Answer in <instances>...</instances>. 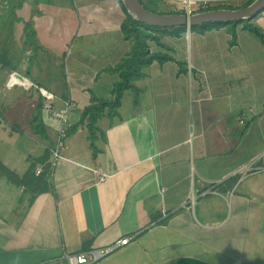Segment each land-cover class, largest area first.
<instances>
[{
  "label": "crops",
  "instance_id": "0c3cea01",
  "mask_svg": "<svg viewBox=\"0 0 264 264\" xmlns=\"http://www.w3.org/2000/svg\"><path fill=\"white\" fill-rule=\"evenodd\" d=\"M32 1L18 0L10 21L19 48L7 53L0 41V264H68L67 253L107 247L126 236L127 244L95 264H264V170H246L251 163L264 167L259 38L238 26L236 42L229 44L226 26L213 27L211 39L226 42L224 67L209 55V66L185 63L186 72L177 62L159 63L151 101L140 99L127 114L118 109L112 119L98 120L94 156L79 120L92 94L113 98V67L130 49L120 30L122 4L77 0L67 8L48 0L34 7ZM255 20L264 32V12ZM26 21L33 22L37 48L24 43ZM63 59L66 76L56 74ZM153 63L137 86L151 79ZM238 64L250 83L235 80ZM214 67L225 79L208 80ZM11 71L49 88L58 106L66 99L76 104L71 118L78 125L48 172L54 191L32 203L21 180L53 147L57 123L37 111L42 98L36 88L6 87ZM99 173L109 176L98 181Z\"/></svg>",
  "mask_w": 264,
  "mask_h": 264
},
{
  "label": "trees",
  "instance_id": "16d2710c",
  "mask_svg": "<svg viewBox=\"0 0 264 264\" xmlns=\"http://www.w3.org/2000/svg\"><path fill=\"white\" fill-rule=\"evenodd\" d=\"M253 0H247L241 6H233L230 4H218V5H209L206 7L199 8L192 12L212 9V8H238L244 7L250 4ZM122 8L125 12V17L121 21L120 30L123 35V38L126 40H131L132 44L125 56H123L120 61L113 67V70H116L118 73V79L113 82L111 86V92L113 98L106 99L100 98L95 94H92L91 103L88 104L81 112L80 123H85L88 129V138L90 141V146L93 150V155L96 156L98 152V148L95 144L98 120L106 115L111 119L114 116L118 115V109L121 106L122 98L124 93L128 90L134 91V104L138 103V96L140 87L136 85V80L145 76L144 69L152 64L154 61H158L160 64H163L167 61H176L179 66V72H186V68L183 66V62L180 60H176L173 54L169 53L170 48L165 46L161 42L162 36L164 33L173 35V36H181L186 33V26H175V27H160L150 25L139 20L134 19L127 11L125 6L122 3ZM141 2L150 10L154 12L160 13H185V10H168V11H160L158 8L159 2L158 0H141ZM254 18L234 20V21H218L212 23H205L202 25H193L191 26V32L196 29L198 32L204 33L213 27H222L226 26L227 31L231 34L230 43L234 44L237 39V27L242 26L243 29H246L256 35L259 40L264 45V32L260 26H258L255 22ZM241 24V25H240ZM25 45H32L37 48V41L35 38L36 31L33 26L32 21H26L25 26ZM150 40L155 41L158 45H162L166 47V51H152L150 47ZM2 63L4 62V57L2 58ZM4 65V63H3ZM43 106V100L39 101L36 104V109L39 112ZM76 125H73L70 128L69 134L74 132ZM50 156V150H46L42 157L39 158L40 162H47ZM0 163V170L4 171V167ZM34 166L27 172L24 179L21 181L27 184L32 192L30 197V203H32L36 195L42 192L54 191V186L48 176L49 169H51L50 162L48 161L44 167V170L39 175H35Z\"/></svg>",
  "mask_w": 264,
  "mask_h": 264
},
{
  "label": "rangeland",
  "instance_id": "374dc122",
  "mask_svg": "<svg viewBox=\"0 0 264 264\" xmlns=\"http://www.w3.org/2000/svg\"><path fill=\"white\" fill-rule=\"evenodd\" d=\"M39 1L48 2V0H35L34 7ZM77 0H51L50 2L56 3L58 7H67V8H73L74 3ZM90 0H79L80 4L88 3ZM190 0H158L159 5L158 8L160 11H168V10H185L187 8V3ZM195 1L194 4H192V11H195L199 8L206 7L209 5H218V4H230L233 6H241L244 4L247 0H192ZM21 2H18V0H0V41L4 40L6 41L2 47L7 52L9 48L12 49H18L17 43H15V40L12 36H10L11 30V22L12 20H15L16 15V7L20 5ZM30 3L33 5V1L30 0ZM73 6V7H71ZM37 9V7H36ZM76 9V8H75ZM42 10V9H41ZM81 10V9H80ZM74 11V10H73ZM37 15H42V11L40 12L38 9L36 10ZM93 9H88L87 14L92 15ZM264 10L261 11L258 15L263 14ZM93 16V15H92ZM15 18V19H14ZM255 20V19H254ZM256 21V20H255ZM92 25V24H89ZM241 25V24H240ZM93 27V26H91ZM94 28V27H93ZM220 28V27H218ZM206 32V31H205ZM205 36H200L199 34L202 32H198L196 29H194L190 34L186 33L182 34L178 38V36H173L167 33H164L162 36L161 41L165 44L168 48H170L169 53H172L177 59L182 61L184 64L186 63L187 66L193 64V66L199 65L202 66H209L208 62V55L211 56L214 59L215 65H225L224 58H225V49H226V42L223 38H213L211 39V35L214 33V31H208ZM221 35H224V30H220ZM115 34H111V37H115ZM199 39V42H198ZM96 39L94 40V42ZM0 44H2L0 42ZM132 44V38L129 40V45L131 47ZM230 44V42H229ZM24 45V44H23ZM150 47L152 51H166V47H163L162 45H158L155 41L150 40ZM24 50H26L25 47H22ZM0 46V63L2 64V58L5 56V52ZM8 53V52H7ZM16 54H19V50L16 51ZM200 54L202 57H200ZM235 56L240 57V52L237 51ZM65 59V58H64ZM64 59L61 64H59L56 67H60L57 69L56 74L60 75V70H62V73L66 76V65H64ZM176 61H170L171 64H174ZM159 65V62L156 61L153 63V65L150 67V74L151 79H148L147 81H144L142 84L143 86L140 87L139 96H138V102L140 99H147L148 101H151V97L153 99V96L156 95V91L154 87L159 84V77L157 76L155 67ZM51 66V65H50ZM216 67V66H215ZM214 68L211 69V72L208 74V80H222L225 79V74H219L217 70ZM224 67V66H223ZM52 68V66H51ZM53 69V68H52ZM115 72H117L115 70ZM234 78L236 81H244L250 83V77L247 76L244 72V70L240 71V65L238 64L237 68L234 69ZM218 73V75H217ZM211 74V75H210ZM206 78L205 74L203 73L202 78ZM9 78V77H8ZM194 79V78H192ZM207 79V78H206ZM205 80V79H204ZM164 81V80H163ZM7 82V81H6ZM15 88H22L18 84L14 85ZM6 87H11L6 84ZM47 88V87H46ZM49 89V88H48ZM55 90V89H53ZM134 91L128 90L124 94L123 100H122V106L119 107V111L122 114H127L129 111H132V105L134 103ZM57 102V101H56ZM36 104V103H34ZM138 104V103H137ZM135 105H133L134 107ZM194 111V116L196 117ZM0 114H1V107H0ZM2 118V115H1ZM193 122L194 120L191 119ZM243 127V126H242ZM191 131L194 133L195 128L191 126ZM66 144V142H65ZM264 170V168H259L257 171Z\"/></svg>",
  "mask_w": 264,
  "mask_h": 264
},
{
  "label": "built area",
  "instance_id": "2783aa9c",
  "mask_svg": "<svg viewBox=\"0 0 264 264\" xmlns=\"http://www.w3.org/2000/svg\"><path fill=\"white\" fill-rule=\"evenodd\" d=\"M194 3L195 1L190 0L187 3L188 5L185 10L191 13L192 4ZM8 77L9 78L7 79L6 82L8 86H13L18 84L26 90L36 88L43 100L42 114L44 113L46 120L48 118L51 119L52 122L57 123V137L55 139V143L53 147L50 149V154H51L50 165L52 168L56 165L60 157H63L62 151L65 147V142L69 135V130L72 127V118H71L72 109L76 104L72 99H66L62 101L61 106H58L56 104L58 97L53 91H50L49 89L43 86L35 84V82L32 81L30 78L24 76L23 74L17 71H11ZM0 120H2L1 114H0ZM44 166L45 163L42 162L37 163L34 168L35 173L37 175L42 173V171L44 170ZM259 168H264V167H255V166L253 167L251 163L248 165L246 170L252 171V170H258ZM108 176L109 174L99 173L98 181H104L108 178ZM208 191L209 190L205 191L204 193ZM129 240L130 237L126 236L118 240L113 245L98 249H90V250L78 251L74 253H67L64 255V258L68 264H95L98 260L106 256L110 252L114 251L120 245L127 244Z\"/></svg>",
  "mask_w": 264,
  "mask_h": 264
},
{
  "label": "water",
  "instance_id": "95a60500",
  "mask_svg": "<svg viewBox=\"0 0 264 264\" xmlns=\"http://www.w3.org/2000/svg\"><path fill=\"white\" fill-rule=\"evenodd\" d=\"M122 3L128 13L136 20L160 27L184 25L187 28V34H190L193 25L254 18L264 10V0H253L244 7L212 8L191 13L187 10L185 13L154 12L147 8L141 0H122Z\"/></svg>",
  "mask_w": 264,
  "mask_h": 264
}]
</instances>
